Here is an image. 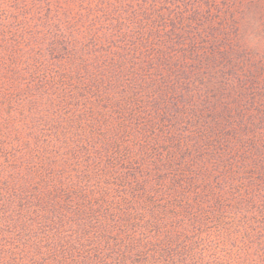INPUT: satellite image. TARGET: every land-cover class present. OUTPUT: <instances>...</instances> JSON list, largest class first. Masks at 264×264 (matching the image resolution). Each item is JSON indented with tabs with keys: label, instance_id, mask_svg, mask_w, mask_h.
I'll use <instances>...</instances> for the list:
<instances>
[{
	"label": "trees",
	"instance_id": "obj_1",
	"mask_svg": "<svg viewBox=\"0 0 264 264\" xmlns=\"http://www.w3.org/2000/svg\"><path fill=\"white\" fill-rule=\"evenodd\" d=\"M21 1L0 264H264V71L238 26L209 0Z\"/></svg>",
	"mask_w": 264,
	"mask_h": 264
},
{
	"label": "rangeland",
	"instance_id": "obj_2",
	"mask_svg": "<svg viewBox=\"0 0 264 264\" xmlns=\"http://www.w3.org/2000/svg\"><path fill=\"white\" fill-rule=\"evenodd\" d=\"M23 3L24 2H22L21 0H0V11L4 7L8 8L9 6H11L14 9L15 15H17L14 17V19L16 23H18V26H21V28L23 29H29V22H31L32 19L28 16H24L23 12H20V10L24 8ZM62 3L64 7L71 8V5L68 1ZM208 3L214 8V10L212 11V15L214 16L216 21L218 20V18H222L228 22L233 21V23L238 26V36L242 41V43L240 42V44L241 47L245 49L246 54L250 55V53L255 52L245 47L244 42L246 40V28L244 23L242 22V16L246 15L248 12L256 13L259 21L260 35L262 38H264V0H209ZM31 6L32 2L26 3V8H30ZM16 7L17 9L15 10ZM217 10L220 13L219 15L216 14ZM24 19H28V21ZM13 21L14 20H11V22ZM1 31H4V33H7L9 35H16L19 37V35L13 29H0V33ZM226 33L230 34V36H233V30L227 31ZM2 53L3 50H1L0 52V58L3 60L2 65L6 66L7 68H11L12 62H10L8 57H2ZM255 53H257V56H255L256 65L258 66V68L264 71V60L261 61L262 59H264V50ZM11 55L12 59L15 60L17 53L13 48L11 49ZM260 61L262 65H260Z\"/></svg>",
	"mask_w": 264,
	"mask_h": 264
},
{
	"label": "clouds",
	"instance_id": "obj_3",
	"mask_svg": "<svg viewBox=\"0 0 264 264\" xmlns=\"http://www.w3.org/2000/svg\"><path fill=\"white\" fill-rule=\"evenodd\" d=\"M242 22L246 28L245 47L255 52L264 50V38L260 35L257 14L248 12L246 15L242 16Z\"/></svg>",
	"mask_w": 264,
	"mask_h": 264
}]
</instances>
